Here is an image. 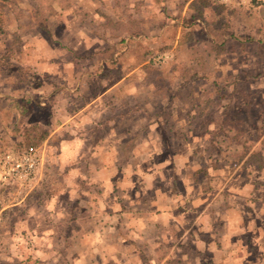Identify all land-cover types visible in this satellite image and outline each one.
<instances>
[{
	"label": "rangeland",
	"instance_id": "1",
	"mask_svg": "<svg viewBox=\"0 0 264 264\" xmlns=\"http://www.w3.org/2000/svg\"><path fill=\"white\" fill-rule=\"evenodd\" d=\"M157 2L125 0L122 10L112 6L113 0H0V53L17 33L20 38L15 39L14 61L23 70L30 67L24 83L0 76V158L8 151L40 147V143L28 146L35 142L31 135L48 136L50 129L62 122L66 134L89 130L93 136L89 141L93 142L94 136L106 132L103 125L118 114L123 115L122 127H138L137 134L148 121L155 120L170 141L190 142L194 155L204 159L193 178L203 181L214 194L236 168L241 179L254 185L249 193L237 182L234 189L238 195L234 197L227 190L220 196L211 194L215 243L202 251L185 244L190 259L184 264H264V167L258 169L256 164L242 161L245 147H259L264 135V7L224 3L230 8L223 11L221 21L208 8L206 18L235 35L224 38L213 30L214 25L208 29L191 19L183 11L182 0ZM140 14L142 18H138ZM247 34L253 42L246 40ZM222 40L224 50L216 52L215 45ZM140 63L148 67L134 69ZM126 73L128 77L114 85ZM194 73L196 77L191 78ZM236 76L239 81L233 91ZM13 97L29 99L25 103L28 111H11ZM42 99L47 100L44 106L38 104ZM81 110L84 112L74 121H66L71 113ZM210 111L214 115H209ZM93 118L97 119L95 125L90 122ZM233 125L244 131L238 139H230L223 130L231 127L228 132L232 135L236 131ZM131 137L126 136L121 161L135 144V137ZM43 154L33 188L26 191L0 181V206L26 193L20 204L0 214V264H74L75 260L66 258L71 248L85 252L79 264L121 263L103 259L107 250L102 244L94 246L83 239L84 233L95 228L85 223V209L66 214L75 216L71 224L63 219L54 221L46 213L36 217L34 226L19 221L27 208L48 200L54 185L60 184L59 173L65 171L46 159L50 156L46 149ZM167 172L170 179L186 178L185 170L182 176L176 175L171 164ZM42 179L45 183L40 184ZM113 182L112 192L117 194L125 181L117 174ZM100 184L78 182L92 196L79 198L76 204L98 208ZM74 201L67 205L74 207ZM227 206L236 211L230 213L227 223L219 222L215 210ZM192 217L188 214L184 222L189 223ZM126 221L124 217L122 223ZM218 239L227 242L220 247ZM215 245L219 253L214 251ZM130 256L125 264H159L140 255L137 259ZM163 264L182 263L172 260Z\"/></svg>",
	"mask_w": 264,
	"mask_h": 264
},
{
	"label": "crops",
	"instance_id": "2",
	"mask_svg": "<svg viewBox=\"0 0 264 264\" xmlns=\"http://www.w3.org/2000/svg\"><path fill=\"white\" fill-rule=\"evenodd\" d=\"M91 1L94 2V0H88L89 3ZM113 1V7H121L123 10L125 0ZM190 1L182 0L181 2L184 3L183 11L186 13H188L187 8ZM135 2L158 4L157 0H135ZM251 7L262 8L264 2L251 5ZM138 18H142L141 14L138 15ZM121 19L126 20V17ZM194 20L203 23L199 19ZM247 36L248 42L254 41L253 37L248 34ZM141 66L143 63L136 65L134 69ZM127 77V73L123 74L114 82V85L122 83ZM110 89L111 87L104 92H108ZM13 100L14 105L9 104L11 111H28L23 105L25 106L29 99L13 97ZM96 100L97 97L92 103ZM38 104L44 106L47 104V100L42 99ZM81 112L84 111L71 113L66 121H74V118H78ZM103 112L105 111H100L99 114ZM119 115H116L118 118L109 120L103 125L106 132L94 136L93 142L89 141L93 137L89 130L83 129L82 132L73 131V133L66 134L64 122L50 129L48 136L42 138L40 148L43 153L45 149L47 153H50L47 160L55 162L60 169H65V171L59 173L61 175L60 184L54 185L48 200L27 208L22 220L19 221L24 222L25 225L34 226L37 222L36 217L46 213L47 216H53L54 221L63 219L71 224L75 220V216L66 214L80 208L82 211L85 209L84 211L87 213L85 223L92 224V227L94 225L95 228L84 233L83 239L94 246L102 244L104 250H107L102 256L103 259L119 260L122 261L119 264H125L124 260H130L128 259L129 255L132 259H137L140 255L144 260L150 262L157 260L159 264L172 260L184 264L190 259L185 244H190L195 250L202 251L206 245L215 243V240H212L214 232H212V217L209 209L212 201L211 194H214V191L211 192L208 186L205 187L203 181L193 178L195 170L201 167L205 161L194 155L190 142L184 139L177 144L170 141L157 121H148L144 125V130L137 134L138 127L136 130L122 127L120 122L122 117ZM96 120L91 119V124L95 125ZM116 121L119 123L116 124ZM128 134H132L131 138L137 135L134 138L135 144L129 154L124 156L125 159L121 161L122 155H124L122 148L128 140L126 138ZM161 152H165L166 155H161L159 158ZM169 164L176 175L182 176L185 170L186 178H168ZM205 169L208 170V168ZM117 174L125 183L116 194L112 191L114 189L113 181ZM239 176H241V172L236 168L228 181L216 190L214 197L222 193L223 190H227L228 194L231 193L232 197L238 195L235 194L237 191L234 189L237 182L242 184L241 190L247 189L249 193L253 191L254 185L247 182L246 178L241 179ZM78 182L101 183L99 188L102 200H98L100 204L98 208L93 210L90 206L83 205L81 207L76 204L79 198L92 196L87 187L81 188ZM176 183L180 187H177L179 190L175 187ZM25 196L26 193L13 202L2 204L0 214L5 208L20 204ZM72 201L76 204L73 205L74 207H70ZM67 202H70V206L67 205ZM69 208L71 209L69 210ZM232 211H236L233 206L215 210L216 219L219 222L223 220L226 222ZM92 214H103V216L93 218ZM188 214H192L193 219L187 220L190 222L186 223L184 219ZM236 216L238 217V214ZM124 217L127 218L126 223H122ZM38 222H41V219ZM191 229L193 234H191ZM218 240L220 247L227 242H224V239ZM69 241L73 243L72 236L69 237ZM144 247L148 251H145ZM162 247H166V249H162ZM160 250L161 252H159ZM214 251L219 253L220 248L215 245ZM66 258L75 260L74 264H79L82 259H85V252L71 248L70 252L66 254ZM40 259V261L45 260Z\"/></svg>",
	"mask_w": 264,
	"mask_h": 264
},
{
	"label": "trees",
	"instance_id": "3",
	"mask_svg": "<svg viewBox=\"0 0 264 264\" xmlns=\"http://www.w3.org/2000/svg\"><path fill=\"white\" fill-rule=\"evenodd\" d=\"M208 8H210L216 15H218L219 20L221 21L222 20L221 14L223 13L224 10H226L227 8H230V6H228L227 4H224V3L217 2L215 0H191L188 4L187 11H188L189 17L191 19L201 20L206 25V28L210 29V26L214 25L213 30L220 33L224 38L227 36H229L231 38L235 37V35L233 33H229L228 31L222 30V28H220L221 25H219L218 23H213L212 21H209L206 18L205 11ZM13 35H14V38L16 40H19L20 36L17 33H13ZM246 38L248 39V36ZM15 39H13V41L11 43L6 45L5 48L3 49V51L0 53V76L15 77L18 82L24 83L26 81L27 77L29 76V72L26 70L27 69L30 70V67H27L26 70H23L22 69L23 66L18 65V63H16L14 61L15 42H17ZM224 42L225 41L222 40L219 44L215 45V48L217 50L216 52H220V51L224 50V47H223L225 44ZM141 62H142V60H141ZM143 66L148 67V65H146V63H144ZM195 77H196V73L191 74V78H195ZM237 81H239V78L236 76V78L234 80L233 91L236 90V88L238 86ZM240 95L244 96L245 91H242ZM23 107L25 108V110H28V108L26 106L23 105ZM202 112L203 111L198 112V113L201 114ZM213 113H214L213 111H210L209 115H214ZM119 116L122 117L123 115L120 114ZM233 126H235L236 131L232 135H229V132H228L232 129L231 127H229L227 130L223 129L224 127H221V126H220V128L227 131V133H225V134H227V136L230 137V139L231 138L238 139L239 135H241L244 131H243V129H237L236 125H233ZM218 130H219V127H218ZM45 135H44V133L41 135H34V136L31 135V140H33V141L35 140V142L29 143L28 146L38 145L40 143V141L42 140V138L45 137ZM214 138L215 137H212V139H214ZM242 159H244L243 163L252 162V163L256 164L258 169H262L264 167V135H262L259 147L253 148V149L251 146L245 147V150L243 151V154H242ZM43 183H45V180L42 179L40 181V184H43ZM33 192L34 191H31L29 193L28 197H30L33 194ZM60 252H63V251L61 250Z\"/></svg>",
	"mask_w": 264,
	"mask_h": 264
},
{
	"label": "built area",
	"instance_id": "4",
	"mask_svg": "<svg viewBox=\"0 0 264 264\" xmlns=\"http://www.w3.org/2000/svg\"><path fill=\"white\" fill-rule=\"evenodd\" d=\"M220 3L255 5L264 0H215ZM43 156L40 147H27L18 152L8 151L0 158V181L15 184L27 190L34 187Z\"/></svg>",
	"mask_w": 264,
	"mask_h": 264
}]
</instances>
